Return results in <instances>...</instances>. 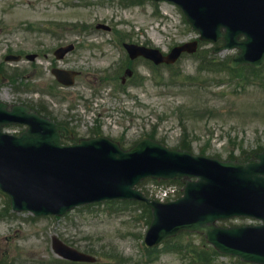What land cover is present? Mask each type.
Wrapping results in <instances>:
<instances>
[{"label":"rangeland","instance_id":"374dc122","mask_svg":"<svg viewBox=\"0 0 264 264\" xmlns=\"http://www.w3.org/2000/svg\"><path fill=\"white\" fill-rule=\"evenodd\" d=\"M115 5H119L118 0H0V61L10 53H37L40 56L46 53L52 57L56 47L73 42L78 44L77 50L62 63L53 60L52 65L76 69L81 73L74 87L58 89L60 92L52 95L48 89L53 82L49 73L51 62L40 58L34 62L39 69L38 75L31 73L33 76L24 80L37 86V94L33 87L15 91L9 84L1 85L0 93L4 96L6 92L10 101L22 99L35 106L43 102L58 120H65L66 115L78 127L79 138L89 136L90 129L96 125L93 115H100V126L106 132L104 135H122L125 143L130 144L140 135L155 129L156 137L164 139L165 144L173 148L183 137L184 127L178 121L181 118L180 121L184 119L187 123V138L198 137V141L193 142L195 154L207 140L210 143L207 147L209 154L225 155L231 151L237 153L241 146L249 150L264 145V89L234 92L227 85H220L200 90L205 84L181 89L166 78L162 83L154 82L151 72L142 63L134 66L143 79V85L113 93L111 84H101L102 75L116 67L123 54L120 48L114 46L116 36L113 31L95 32L97 23H105L124 32L126 42L148 43L165 53L196 36L185 23L180 10L171 3L134 2L130 7L121 8L119 5V9ZM75 23L87 25L93 30L82 33L58 31L57 34L39 30L41 27L53 29L57 25ZM92 38L99 46L100 40L112 41L110 47L108 44L104 47L109 51L103 57L97 48L86 47ZM214 46L204 47L206 57L211 56L210 49ZM107 53L112 56L105 57ZM218 56L224 59L232 53ZM1 66L7 70L13 67L30 69L29 63L24 60ZM195 67V61L188 55H184L176 66L185 74L198 76ZM160 72L166 76V69ZM220 78L227 80L228 77L222 75ZM90 95L92 98L98 95L100 99L96 104L85 99ZM73 104L76 109L70 112V105ZM84 112L88 114L87 118L83 116ZM109 115L113 116L111 120H108ZM4 202L5 197L0 194V210ZM14 215L0 218V253L3 259L5 256L11 258L15 264H65L57 262L50 249V239L54 235L80 250L89 245L99 249L114 247L124 256L137 258L131 264H141L138 261L142 254V241L135 235L141 232L142 225L135 220L137 216L130 213L115 214L101 206L76 209L61 218L33 219L26 213ZM177 259L176 255L163 254L154 264H183ZM217 263L229 264L233 261L219 257ZM98 264L109 263L101 261Z\"/></svg>","mask_w":264,"mask_h":264},{"label":"water","instance_id":"95a60500","mask_svg":"<svg viewBox=\"0 0 264 264\" xmlns=\"http://www.w3.org/2000/svg\"><path fill=\"white\" fill-rule=\"evenodd\" d=\"M178 3L202 39L213 41L216 36L223 37L229 47L241 49L235 65L261 64L264 0H178ZM248 17L255 23L242 33V22H247ZM221 28L226 29L224 34L220 33ZM240 34L245 35L246 41L238 42ZM0 113L2 121L13 122L17 116H25L19 108L6 113L1 104ZM3 124L0 121V128ZM30 127L19 139L0 132V187L10 195L15 210L43 215L110 198L142 199L130 189L142 176L197 177V182L187 183L184 196L176 202L152 205L154 221L146 242L160 241L182 229L197 230L219 250L264 263L261 257L249 254L255 253V249L264 251V225L230 230L213 225L217 219L233 216H252L264 222V154L256 157L259 162L247 165L221 164L186 153L168 152L148 141L130 153H122L103 139L55 150L58 148L54 147L56 135L51 134L52 125ZM153 164L162 173L152 172ZM59 249L81 260L74 251Z\"/></svg>","mask_w":264,"mask_h":264}]
</instances>
